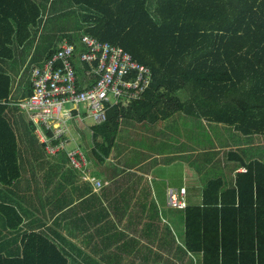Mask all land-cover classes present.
<instances>
[{
    "label": "trees",
    "instance_id": "16d2710c",
    "mask_svg": "<svg viewBox=\"0 0 264 264\" xmlns=\"http://www.w3.org/2000/svg\"><path fill=\"white\" fill-rule=\"evenodd\" d=\"M84 35L122 48L150 74L140 99L111 106L104 122L89 127L87 160L100 165L112 150L119 153L121 128L129 121L152 125L183 114L236 133L242 140L239 154L231 150L238 142L232 136H215L214 142L229 147L225 161L242 171L229 184L209 173L200 202L179 208L182 252L196 264H264V0H0L4 186L19 176L22 148L36 149L38 155L43 149L10 101L31 95V70L62 43L83 52ZM73 65L81 89L87 65L76 57ZM253 140L255 153L249 145ZM214 142L210 139V146ZM0 210L8 221L10 213L16 214L3 202ZM9 242L1 237V243ZM21 243L19 251H0V264H67L41 234H27Z\"/></svg>",
    "mask_w": 264,
    "mask_h": 264
},
{
    "label": "crops",
    "instance_id": "0c3cea01",
    "mask_svg": "<svg viewBox=\"0 0 264 264\" xmlns=\"http://www.w3.org/2000/svg\"><path fill=\"white\" fill-rule=\"evenodd\" d=\"M213 126L183 114L152 125L129 121L121 128L119 153L112 150L100 165L88 157L86 176L100 181L98 189L70 166L64 152L48 156L43 149L38 155L22 148L18 178L8 186L0 183V202L20 219L13 228L16 214L8 221L0 210V236L10 238L6 244L0 237V251L21 250L22 238L34 232L54 244L67 264H196L183 255L182 212L167 206V189H184L181 201L198 203L209 173L229 184L242 171L225 161L229 147L214 142L215 136H232L238 142L231 150L237 152L241 138ZM256 144H249L252 153ZM82 149L88 156L91 147Z\"/></svg>",
    "mask_w": 264,
    "mask_h": 264
},
{
    "label": "built area",
    "instance_id": "2783aa9c",
    "mask_svg": "<svg viewBox=\"0 0 264 264\" xmlns=\"http://www.w3.org/2000/svg\"><path fill=\"white\" fill-rule=\"evenodd\" d=\"M80 43L85 48L83 52L64 42L51 58L34 67L29 77L31 95L10 101V105L17 106L32 125L46 155L64 152L70 166L98 189L100 181L86 176L85 153L79 146L70 147L73 125L86 121L91 125L100 124L111 106L140 99L149 85L150 74L147 67L120 47L88 35L82 36ZM75 57L87 65L81 89L73 65ZM184 195V189L168 188L167 206L183 208L185 203L180 197Z\"/></svg>",
    "mask_w": 264,
    "mask_h": 264
},
{
    "label": "rangeland",
    "instance_id": "374dc122",
    "mask_svg": "<svg viewBox=\"0 0 264 264\" xmlns=\"http://www.w3.org/2000/svg\"><path fill=\"white\" fill-rule=\"evenodd\" d=\"M23 74V73H22ZM81 110H83V106H81ZM90 126H92L90 124V122H84V123H75L73 125V128L71 130V135H72V138H73V141L71 142V145L70 147L72 148H75V147H78L80 146V144L82 145V147L84 148H88L90 147L91 145V139H90ZM83 129V130H82ZM82 130V131H80ZM205 133V132H204ZM203 134V132H200L199 135ZM209 134H207L208 136ZM202 136H205V134H203ZM206 136V137H207ZM76 139V140H75ZM208 140V139H207ZM208 142V141H206ZM174 172V171H173ZM172 172H170L171 174ZM174 181H177V180H174ZM196 182H198V180H196ZM202 184L199 183V185H195L196 188H198V186H201Z\"/></svg>",
    "mask_w": 264,
    "mask_h": 264
}]
</instances>
